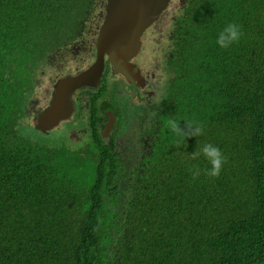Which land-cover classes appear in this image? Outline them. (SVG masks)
I'll return each mask as SVG.
<instances>
[{
	"label": "trees",
	"instance_id": "1",
	"mask_svg": "<svg viewBox=\"0 0 264 264\" xmlns=\"http://www.w3.org/2000/svg\"><path fill=\"white\" fill-rule=\"evenodd\" d=\"M88 5L0 0V264L13 254L2 246L11 237L26 244L28 264H264V0L166 8L169 46L158 58L173 76L163 116L185 136L166 125L138 167L107 145L74 162L78 151L49 152L22 133L42 135L28 99L47 70L45 51L74 38ZM228 22L243 35L220 49L215 37ZM193 123L201 135H191ZM204 142L225 157L216 177L204 174L203 156L190 158Z\"/></svg>",
	"mask_w": 264,
	"mask_h": 264
},
{
	"label": "flooded vegetation",
	"instance_id": "2",
	"mask_svg": "<svg viewBox=\"0 0 264 264\" xmlns=\"http://www.w3.org/2000/svg\"><path fill=\"white\" fill-rule=\"evenodd\" d=\"M173 1L169 2L168 8ZM96 2L98 5H104L105 0H96ZM171 13L172 15L169 13L161 14L140 36V48L130 60L133 67V72L130 74L131 80H128L121 73H116L109 64L104 62L102 75L97 86H83L73 91L71 116L68 121L62 122L56 127L64 129L65 139L68 142L77 143L89 137L94 138L107 145L112 152L115 151L114 155H116L117 161L123 166L138 167L140 158L148 153L147 148L150 147L151 140L157 138L159 141V135L165 133V121L163 116L164 104L154 101L157 95L156 82L159 79L164 80L166 90L162 102H166L165 96L173 71L171 65L163 63L158 56H150L154 60L148 58V61L144 53L152 39H156L158 35L164 37L165 27L173 19L174 11ZM100 18L101 14L98 13L96 19L92 18L91 22L78 32L77 36L82 35V40L75 39L65 42L63 47L54 53L61 60L67 56H72L73 58L69 61H82V67L78 68L77 72L79 69L83 70L88 67L94 60V58L84 59L90 55L93 34ZM168 33L171 34V31ZM154 35L156 38H153ZM106 54H108L107 51L105 56ZM74 68L77 69V66ZM108 74L112 78L110 84L105 80V75ZM58 78L59 76H56L53 84ZM51 91L52 88L48 91V103L52 97ZM114 93H116L115 99L110 96ZM47 101L44 104L38 102L32 105V116L40 112ZM142 105H147L151 110H155L153 119L147 123L143 121L142 116H135ZM140 112L141 114L144 113ZM106 125L107 128H105ZM155 133H159L158 136ZM133 170L134 168H132ZM129 176H131L130 172Z\"/></svg>",
	"mask_w": 264,
	"mask_h": 264
},
{
	"label": "water",
	"instance_id": "3",
	"mask_svg": "<svg viewBox=\"0 0 264 264\" xmlns=\"http://www.w3.org/2000/svg\"><path fill=\"white\" fill-rule=\"evenodd\" d=\"M168 2L169 0H107L105 15L98 25L94 41V60L73 76L61 77L55 81L48 107L34 118L35 129L44 132L68 115L72 92L82 85H95L101 76L106 51V60L113 71L131 80L130 60L140 48V36L160 17Z\"/></svg>",
	"mask_w": 264,
	"mask_h": 264
},
{
	"label": "clouds",
	"instance_id": "4",
	"mask_svg": "<svg viewBox=\"0 0 264 264\" xmlns=\"http://www.w3.org/2000/svg\"><path fill=\"white\" fill-rule=\"evenodd\" d=\"M170 1H172V0H169V2ZM169 2H168V4H169ZM87 3H89L88 11H87L88 13L86 15L87 17L83 16L82 19H80V22H79L80 25H79L78 29L75 31L74 38L71 40H75V39L82 40L83 36L82 35L77 36L78 32H80L82 28H85V26H87L91 22L92 18L96 19V15L98 13L101 14L99 24L102 21L103 16L105 15V5L107 3V0H105L104 5H98V2H96V0H87ZM39 4H40V2H39ZM168 4H167L166 8L168 7ZM166 8L163 10V12L161 14L164 13ZM85 18H87V21H83ZM87 22H89V23H87ZM98 25L95 29L94 34H93V38H92L93 43H92V49H91L90 55L86 56L84 60H90L91 58H94V56H95L94 41H95V38L97 36V31H98V27H99ZM242 35H243V33L241 30V26L238 23L228 22L218 31V33L215 37V44L220 49H228L231 46L238 43L240 41ZM64 43L61 46H56L54 49H51V47H50L45 51V53L47 54L46 55L47 68L51 69L54 72L53 78H55L56 76H59V75H60L59 78L65 77V76H73L74 74L77 73L76 70H78V68L82 67V61H80V60L77 62L69 61L71 58H73L72 56H67L64 60H61L57 54H54L55 51H58L63 47ZM106 57H107V55L106 56L104 55V62H105V64L106 63L109 64L108 61L106 60ZM74 66H77V69H75ZM131 66H132V64H131ZM79 71H81V70L79 69ZM172 71H173V68H172ZM132 72H133V67L131 69L130 74ZM130 74H129V77H130ZM99 80H100V77L98 78L97 82L93 86H91L90 84H87V85H82L80 87H83V86L95 87L99 83ZM80 87H77L76 89H78ZM52 91H53V87H52ZM52 91H51V93H52ZM46 93L48 95V91H46ZM72 94H73V92H72ZM167 99H169V96ZM38 102H40V100L37 97L33 98V96L30 97L28 99V102H27L26 116H30L32 118L33 122H34V118L38 117L48 107V104H49L47 101V104L45 105V107H43L40 110V112H38L35 116H32L31 106L38 103ZM72 104H73V101H72ZM72 104H71V110L69 111L68 115L66 117L60 118L58 120L59 122L57 125H55L52 128L42 132V134H47L50 131H52L53 129H56V127H58L60 125V123L68 121L70 116H71V112H72ZM170 126L174 131H177L179 135L185 136L184 133H180L178 131L177 124L175 121H170ZM33 127H34V125H33ZM190 127H191V135L192 136L196 137V136H199L202 134V125L201 124L193 123L190 125ZM34 129H35V127H34ZM92 139H94V138L89 137V138H86L83 142H86V145H87L91 141H93ZM63 145L65 147L69 148L68 147L69 145L66 143V141H64ZM39 146H40V148H45V149L49 150V152H50L49 146L42 145V144H39ZM51 148H55V146L51 147ZM200 156H203V158L207 161V164H208V167L206 169H203L204 174L209 176V177L218 176L220 171H221L222 165L225 161V157L223 156L221 150L215 144H212L209 142H204L200 145L198 151H193L190 154V158L192 160H196ZM189 171H190L193 179L197 178L201 174V169L197 168L194 164L189 165ZM54 193H56V191L50 192L46 196H51ZM13 238L14 237H11L10 241H7L2 245V246H4L5 244H8V243L11 244L13 254L8 252L7 256H4V258L2 259L1 264H28V263H30L28 260V257H30V256H29V252H28V249L26 247V244L23 241L16 242L13 240Z\"/></svg>",
	"mask_w": 264,
	"mask_h": 264
},
{
	"label": "rangeland",
	"instance_id": "5",
	"mask_svg": "<svg viewBox=\"0 0 264 264\" xmlns=\"http://www.w3.org/2000/svg\"><path fill=\"white\" fill-rule=\"evenodd\" d=\"M87 17V16H85ZM82 21V20H81ZM83 21H87V18H85ZM89 23V22H87ZM153 38H156V35L153 36ZM157 38L159 39L157 41ZM156 39H154L156 42L152 45H149L147 48H146V52L144 53L146 55V59L149 61L148 58L150 59H153L152 57L150 56H153V55H156V56H161L160 54V49L161 47H168L169 46V42L167 40V38L165 37H160L159 35L157 36ZM145 51V50H144ZM153 51H157L158 53L157 54H153ZM154 60V59H153ZM60 76V75H59ZM54 77V72L47 68V70L44 72H40L38 78H37V82H36V88H35V92L33 94V98L37 97L39 100H40V103L39 104H44L47 100V93L46 91H49L51 90L52 88V84H53V80L56 78H53ZM112 78H110V75H105V80L107 83L110 84ZM156 88H157V95L156 97L154 98V101L155 102H159L160 104H165V101H163V96L165 94V90H166V84L164 82L163 79H159L157 82H156ZM115 94L114 93L113 95H110L112 98L115 99ZM168 94L166 93V96L165 98L167 99L168 98ZM161 101H160V100ZM169 100V99H167ZM168 102L172 103V100H169ZM139 110L144 112L141 114L140 111L137 112V115L135 116H142V118L144 119L143 121L147 123V121H149L150 119H153V115H154V112L155 110H151L149 108V106L147 105H142L139 107ZM164 121H165V129L166 130V125L170 124V121H167L165 120V117H164ZM22 133L27 137H31L33 135V137L37 140V143L39 144H42V145H46V146H49V147H54L55 146V150H59L61 148H65L66 151L68 149L70 150H76L78 152H76L73 156V161L76 162L77 160H79V156L81 157L83 155V151L88 149V151H91V154H93V152L95 153H98L101 149V147L105 146L104 143L102 144H95V143H92V144H87L86 145V142H83V141H79V142H74L72 144H68L69 142H67V140L65 139V133H64V129L61 127V128H56V129H53L52 131H50L49 133L47 134H42V135H35L31 132L30 128H26L24 130H22ZM114 136L117 137L116 134H114ZM64 141L67 142V144L69 145L67 147H65L63 144H64ZM76 146H78V148H74ZM90 145V146H89ZM86 151V152H88ZM112 154H115V151H113ZM115 156V155H113ZM138 171V170H137ZM124 183V182H123ZM129 182H126V184H128Z\"/></svg>",
	"mask_w": 264,
	"mask_h": 264
}]
</instances>
